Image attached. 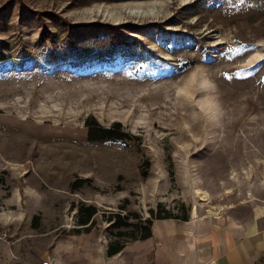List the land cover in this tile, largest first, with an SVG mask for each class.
<instances>
[{
	"label": "rangeland",
	"instance_id": "rangeland-1",
	"mask_svg": "<svg viewBox=\"0 0 264 264\" xmlns=\"http://www.w3.org/2000/svg\"><path fill=\"white\" fill-rule=\"evenodd\" d=\"M47 12L140 24L124 31L156 59L47 49L44 27L67 40ZM0 50V241L49 250L82 201L99 208L100 239L109 211L146 217L158 201L163 214L264 223V0H0ZM90 114L135 138L89 141Z\"/></svg>",
	"mask_w": 264,
	"mask_h": 264
},
{
	"label": "crops",
	"instance_id": "crops-1",
	"mask_svg": "<svg viewBox=\"0 0 264 264\" xmlns=\"http://www.w3.org/2000/svg\"><path fill=\"white\" fill-rule=\"evenodd\" d=\"M264 216V214H262ZM260 216L250 222L225 216L153 219L149 237L129 240L115 254L107 253L104 239L93 227L69 229L66 238L49 243L40 253L0 241V264H264V223ZM56 251L52 244H57ZM52 247V249H51Z\"/></svg>",
	"mask_w": 264,
	"mask_h": 264
},
{
	"label": "trees",
	"instance_id": "trees-1",
	"mask_svg": "<svg viewBox=\"0 0 264 264\" xmlns=\"http://www.w3.org/2000/svg\"><path fill=\"white\" fill-rule=\"evenodd\" d=\"M12 2L13 0H9ZM50 17V22L65 25L63 31L65 32L67 40L64 42H58L52 37V32L48 31L46 27L41 31L40 41L43 47L52 49L53 51L63 52H83L92 51L98 55L103 53H111L117 48L127 50L131 53L147 55L152 59L151 52L143 42L141 38L131 36L127 34L124 29L134 33H143L145 27L137 24L133 21H127L123 23H112L102 20H94L85 23L70 22L66 18H61L53 12H47ZM166 23H175L172 20L165 21ZM164 22V23H165ZM155 27L163 29L160 22H156ZM88 32L82 40H75L72 36L73 32ZM74 49V50H73ZM73 50V51H72ZM10 56L4 51L0 50V62L5 61ZM196 63L195 59L186 61L181 68H187ZM85 126L87 128L86 137L89 141L94 142H106V141H121L128 145L135 136L125 130L120 120H114L110 125L102 124L93 114H90L85 119ZM87 178H77L71 183L72 190L79 189ZM76 211L77 226L75 229L81 231V229L89 230L96 223V214L99 208L94 203H87L82 201L80 204H72ZM121 209H126L125 205L120 206ZM163 209H166V203L158 201L156 206H151L148 209L149 215L144 216L138 211L129 210L124 214L121 210H111L105 214V218L110 222L108 230L112 231L109 238V244L107 253L109 255L115 254L120 251L125 243L129 240L144 239L151 235L152 222L155 218H173L177 221H184L189 219L188 209L181 215L166 213L163 214ZM106 213V212H103ZM128 237L123 240L122 237Z\"/></svg>",
	"mask_w": 264,
	"mask_h": 264
},
{
	"label": "built area",
	"instance_id": "built-area-1",
	"mask_svg": "<svg viewBox=\"0 0 264 264\" xmlns=\"http://www.w3.org/2000/svg\"><path fill=\"white\" fill-rule=\"evenodd\" d=\"M5 237V236H4ZM42 264H50V259L46 258L42 261Z\"/></svg>",
	"mask_w": 264,
	"mask_h": 264
},
{
	"label": "bare ground",
	"instance_id": "bare-ground-1",
	"mask_svg": "<svg viewBox=\"0 0 264 264\" xmlns=\"http://www.w3.org/2000/svg\"><path fill=\"white\" fill-rule=\"evenodd\" d=\"M149 9H150V8H149ZM151 9H152V8H151ZM151 9H150V10H151ZM152 12H153V11H152ZM194 210H195V209H194Z\"/></svg>",
	"mask_w": 264,
	"mask_h": 264
}]
</instances>
